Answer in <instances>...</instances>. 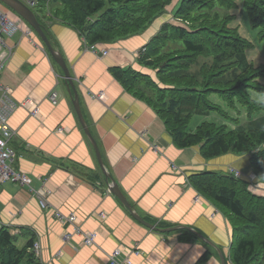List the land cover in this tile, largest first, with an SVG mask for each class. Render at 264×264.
<instances>
[{"label":"crops","instance_id":"crops-1","mask_svg":"<svg viewBox=\"0 0 264 264\" xmlns=\"http://www.w3.org/2000/svg\"><path fill=\"white\" fill-rule=\"evenodd\" d=\"M59 5L50 0L45 7L31 8L65 61L101 164L60 65L32 28L14 34L7 39L13 48L0 71V82L11 89L15 102L31 98L39 115L20 106L10 113L13 167L26 173L36 190L50 192L44 209L27 186L0 182V226L11 231L20 248L37 241L42 264H111L109 255L116 248L121 250L118 260L128 258L132 264H221L216 247L225 264H233L230 251L236 235L231 216L197 191L191 176L205 170L225 171L236 155L206 159L197 145L177 146L140 86L121 76L129 70L150 73L139 62L138 52L173 15L172 8L143 32L97 44L93 51L75 27L58 18ZM6 8L11 17H20ZM51 91L58 95L56 104L48 98ZM98 92L104 95L101 99L94 97ZM211 101L230 118L206 122L234 127L235 111L239 122L247 119L240 118L244 107L238 105L234 111L220 98ZM200 123L188 125V130L195 131ZM237 163L244 164L240 159ZM109 183L118 186L129 208L110 191ZM56 209L74 214L82 229L96 231L95 243L81 245L77 235L64 241L63 234L72 226L56 218ZM134 214L160 229L178 228L160 232Z\"/></svg>","mask_w":264,"mask_h":264},{"label":"trees","instance_id":"trees-1","mask_svg":"<svg viewBox=\"0 0 264 264\" xmlns=\"http://www.w3.org/2000/svg\"><path fill=\"white\" fill-rule=\"evenodd\" d=\"M49 1L37 0L35 7H45ZM55 1L60 4L58 18L75 27L87 46L141 33L172 8L174 19L162 23L138 52L139 62L154 77L135 70L123 71L121 76L140 86V93L177 146L197 145L206 159L229 153L246 155L245 170L264 184V112L260 113L264 101L251 94L264 95V61L254 64L246 55L251 42L232 24L235 0ZM240 9L264 39V0H241ZM213 93L228 108L244 107L247 119L232 118L234 127L204 121L189 131L195 114L215 110L230 118L210 100ZM191 182L231 216L236 235L230 251L232 263L264 264V193L253 191L245 177H234L226 170L201 171L191 176ZM32 245L30 241L18 247L11 231L0 226V264H42Z\"/></svg>","mask_w":264,"mask_h":264},{"label":"built area","instance_id":"built-area-1","mask_svg":"<svg viewBox=\"0 0 264 264\" xmlns=\"http://www.w3.org/2000/svg\"><path fill=\"white\" fill-rule=\"evenodd\" d=\"M25 3L30 7H35L37 0H25ZM26 22L21 17H11L8 13L6 6L0 1V71L6 66L13 46L7 43V39L11 38L14 34L23 31L25 33L30 32V26L25 24ZM98 45L87 46L88 49L95 51ZM106 49H102L101 53L106 54ZM103 93H95L94 97L101 99ZM52 104L57 103L58 95L55 91H51L48 95ZM31 108V114L33 116L39 115V109L36 106H32L31 98H26L17 103L11 98V89L8 86L3 85L0 82V182L13 181L21 185H25L28 189L37 196L39 204L42 208H47V196L49 190L43 192L36 190L31 184V178L24 172L19 171L13 167V161L15 158V152L10 145V141L14 136V132L9 126L8 117L10 113L16 107ZM61 130V128H59ZM226 172L232 174L234 177H243V171L232 165L227 166ZM56 218L64 223H68L72 226V231H66L63 234L64 241H69L73 235L80 237L79 243L81 245H92L95 243L97 235L96 231H87L79 226L76 216L74 214H63L58 209L54 210ZM103 217V214H100ZM32 248L36 255L39 252V244L37 241L33 242ZM121 250L116 248L110 255L111 264H132V262L125 258L122 262L118 260ZM139 253V251H135Z\"/></svg>","mask_w":264,"mask_h":264},{"label":"rangeland","instance_id":"rangeland-1","mask_svg":"<svg viewBox=\"0 0 264 264\" xmlns=\"http://www.w3.org/2000/svg\"><path fill=\"white\" fill-rule=\"evenodd\" d=\"M235 1H236L237 6L232 9V12L235 14V18H233L232 24L235 25L239 29V32L251 42V46L246 50V55L249 60H251L254 64H257L259 61H262V60L264 61V39L259 37L258 35L259 30L253 29L252 27H250L247 17L245 16V13L242 12L240 9L241 0H235ZM167 13L168 12L166 10V12H164L162 15H167ZM162 15L155 18L149 26L151 27L154 22L156 23V20H159L158 18H161ZM172 19H174L173 15L169 17L168 20H163L162 23L169 22ZM151 72L152 70L150 71L149 74H151ZM151 76L154 77L153 75ZM251 94L253 98L261 102L264 101V99H262V97H264L263 94H258L256 92L255 93L251 92ZM209 98L210 100H214L220 97L217 94L213 93L210 95ZM220 100L222 99L220 98ZM239 107L240 105L238 106V108ZM262 112H264V110L261 111L260 113ZM235 113L238 115L237 119H239V112L235 111ZM246 116L247 115L245 114V108H244L243 113L241 114L240 118L246 119ZM201 121H215V122H223V121L225 122L226 121L227 122L228 119H225L219 112L214 110V111H211L208 115H197V114L193 115L189 122V125L193 126L195 123L197 122L200 123ZM239 159L242 160L244 164H238L237 162L239 161ZM246 163H247L246 155H242V156L236 155L234 163L228 164V165H232L243 171L244 173L243 177H245L249 181L250 188L253 191H256L255 189H259L261 190L262 193H264V184L261 185L260 182H258L256 175L252 171L247 172L245 168H243L246 166ZM258 185H259V188H258Z\"/></svg>","mask_w":264,"mask_h":264},{"label":"water","instance_id":"water-1","mask_svg":"<svg viewBox=\"0 0 264 264\" xmlns=\"http://www.w3.org/2000/svg\"><path fill=\"white\" fill-rule=\"evenodd\" d=\"M5 6H7L11 11L15 12L18 16H20L24 21L27 22V24L30 26V28H32V30L40 37L41 41L45 44L46 48L49 50L50 54L52 55V57L54 58V60L60 65V67L62 68L64 75L67 79V87L68 89L71 88L73 91V103L76 109V112L78 114L79 120L84 128L85 133L87 134L88 138L91 140L94 149L96 151L97 157H98V161L101 164L100 161V155H99V151H98V147L97 144L95 143V141L93 140L90 131L88 129V127L86 126L81 110H80V106L78 103V96L74 87V83L73 80L70 76V73L68 71V68L65 64L64 59L62 58L61 54L54 48L52 41L50 40V38L48 37V34L46 33L44 27L42 26V24L40 23V21L38 20V17L36 16L35 12L33 11V9L28 6L23 0H0ZM153 73V74H152ZM150 75L154 76V72H151ZM109 176V174H108ZM107 176V177H108ZM109 178V177H108ZM108 187L110 189V191H112L121 201L122 203L126 206V207H130L131 205L128 203V201L126 200V198L124 197V195L122 194L121 190L118 188V186L114 183H109ZM134 216L140 220L141 222L147 224V226L151 227L154 230L160 231V232H167V231H171V230H175L178 227H171L169 229H160L155 225H152L148 222H145L140 216L134 214ZM181 227H186L189 229V226L187 225H179ZM197 236H199L201 239H205L202 235H200L197 232H194ZM207 240V239H205ZM208 242H210L209 240H207ZM212 244V243H211ZM217 248V251L219 253L220 256V261L221 264H225L224 262V258L222 255L221 250Z\"/></svg>","mask_w":264,"mask_h":264},{"label":"clouds","instance_id":"clouds-1","mask_svg":"<svg viewBox=\"0 0 264 264\" xmlns=\"http://www.w3.org/2000/svg\"><path fill=\"white\" fill-rule=\"evenodd\" d=\"M262 99H264V97H262Z\"/></svg>","mask_w":264,"mask_h":264}]
</instances>
